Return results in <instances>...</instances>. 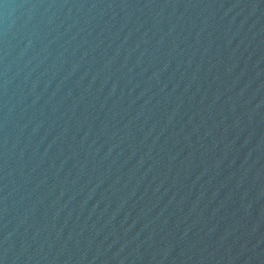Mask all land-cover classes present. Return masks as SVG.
<instances>
[{"label": "water", "instance_id": "1", "mask_svg": "<svg viewBox=\"0 0 264 264\" xmlns=\"http://www.w3.org/2000/svg\"><path fill=\"white\" fill-rule=\"evenodd\" d=\"M0 264H264V0H0Z\"/></svg>", "mask_w": 264, "mask_h": 264}]
</instances>
